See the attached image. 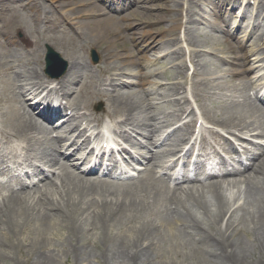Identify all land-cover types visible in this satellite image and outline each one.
<instances>
[{
    "label": "bare ground",
    "instance_id": "6f19581e",
    "mask_svg": "<svg viewBox=\"0 0 264 264\" xmlns=\"http://www.w3.org/2000/svg\"><path fill=\"white\" fill-rule=\"evenodd\" d=\"M91 1H64V7L68 9L63 8L65 10L63 26L71 29V33H68L57 25L51 27L46 23L51 20L52 15L62 13L59 11L60 4L55 5L52 1L49 4L46 0H21L20 4L14 0H0L1 8L15 12L9 18L3 19L5 27L0 28V127L8 126L11 121L16 122L13 128L19 122H23L22 125L28 127L25 122L32 123L36 119L23 105L28 96L25 85L37 87L41 92L45 90L44 87L41 89L45 80L35 69L36 67L32 66L35 60L32 57L33 53L28 50L32 46L31 35L37 39L35 44L46 40L51 42L68 61L69 69L66 74L68 84L88 77L95 80L92 67L83 62L82 57L90 47L102 48L101 55L104 56V62L97 67L104 73V78L98 84L102 89L89 93L85 101L75 107L73 113L88 109L95 99L105 96L107 102L105 118L111 121L113 118L122 120L125 117V120L136 128V135L141 138L144 137L145 130L143 120L149 119V114L153 119L158 113L157 107L149 113L148 99L143 92L135 90L137 86L145 84V80H149V77L172 74V78L170 76L167 80L168 84H165L164 92L159 93L158 98L154 97L157 102L168 106L169 115L166 116L168 121L179 118V112L185 108L180 104V100L186 98L188 101L189 97L175 98L174 95H178L180 89H184L180 86L184 84L178 83L177 79L188 66L191 57L197 58V63L194 65V73L197 75L194 81L202 92H205L198 97L193 91L195 106L199 105L203 114H207L211 100L222 99V97L218 99L216 94L210 91L215 86L211 82L215 70L228 74L235 73L239 79L231 82L236 89L240 87L241 91L246 92L250 86L246 71H239L243 70V67H239V70L231 68V71L227 72V69L221 65L200 59L203 53L197 51L209 46L208 29L215 30L204 18L200 17L188 27V32L191 31L189 47H192L188 53L183 48L176 47L177 37L167 40L162 36L151 37V34H143L138 43V51L145 54L129 60L131 53L126 46H121L124 43L119 42L120 39L126 41L124 30L120 26L122 23L118 24L115 19L104 16L83 21L100 11L98 7L91 5ZM139 1L141 2L137 3L135 0V8L130 14L133 17H139V13L144 15V12L149 11L150 8L160 7L158 4L148 6L146 3L150 0ZM199 1L187 2L189 10L194 12V6L198 5ZM256 1L259 5L264 4V0ZM182 2V0H165L160 8L176 10L183 6ZM191 2L193 9L190 6ZM231 2L235 5H244L245 12L249 10L245 0H231ZM84 6L86 8L82 9ZM164 18L168 19L172 16L164 17L158 14L149 16L150 20L161 21ZM231 18L232 13L226 21L229 34H232ZM246 18L248 17L245 16V21ZM169 22L173 23L174 20ZM198 24H203V27H198ZM252 24L251 26L248 19L247 26H251V32L246 36L252 34L255 29L263 28L264 16H258ZM219 28L217 24V31ZM20 30L22 35L14 38L15 32ZM262 35L264 36V32ZM212 38L215 39L214 44L217 46L215 51L225 50L226 43ZM239 43H243V39L240 38ZM154 49H160L163 53L162 58H158L159 62L165 59L161 67L149 70L146 78L128 71L137 68L143 61L151 62L155 59L157 54L153 55V59L149 58ZM255 49H258V46ZM261 51L263 53V50ZM259 53L260 56L263 55ZM223 63L236 64L229 58H223ZM168 65L172 66L167 67ZM164 68L172 72H164ZM202 71L205 79H198ZM138 77L143 82H140ZM172 79L176 81L170 82ZM16 81L21 84L17 85ZM154 93V91L150 92V94ZM67 95V90L63 91V96ZM36 96L34 92L33 99ZM63 100L67 98L53 97L51 104L57 108V111L61 113L63 111L64 118ZM239 106L240 110L231 106L226 113L212 115L206 120L217 127L231 124L264 129V114L258 107L247 105L246 100L245 104ZM37 108L41 109L39 105ZM194 108L191 101L184 113L188 120L194 117ZM181 119L182 116L179 121ZM68 120L72 118L66 121ZM187 123L188 121L181 124L183 134H188L192 129L193 123L188 125ZM62 126L64 131L71 135L68 142L77 145L80 141L79 135L76 134L78 128L64 120ZM45 133L48 131L40 132L42 135ZM33 139L13 134L5 138L4 146L7 153H12L14 142L23 143L24 151L29 153V166L41 160L50 161L56 156L52 151V144L49 143L44 150L30 148L29 142ZM131 141L134 150L138 151L136 141ZM207 141L208 138L202 135L201 142ZM58 142L60 141L57 139L53 141V143ZM148 146L149 144L141 148L142 152H139L140 154L135 158V161L142 160L147 165V172L144 171L145 174L138 178L140 180L132 181L131 185L117 178V174L121 171L117 162L105 166L102 171L104 175L99 178L77 179L66 171L47 181L42 192H35V186L47 179L44 174L35 171L29 181L16 180L15 185L10 186V189L14 188L13 191L0 202V264H5L6 261L11 264L12 255L24 254V249L25 256L31 264H41L40 251L47 245L51 235L57 240L58 252L67 255L66 258L74 260L75 264H83L82 259H89L91 263L103 259L114 264L117 262L119 264H156L157 262L264 264V146H259L251 154L249 162L255 167L251 166L252 168L248 169L249 173L244 180L226 183L223 179H219L199 185H192V181L187 180L177 184L171 191L168 190L167 184L147 179L156 163L168 157L167 152L151 151ZM3 152L4 150L1 153ZM116 170L120 171L114 174ZM83 172L89 174L91 170L85 169ZM147 194L151 196L146 198ZM241 204H244L243 207ZM216 239H222L224 243L220 244L221 242ZM44 257L48 258L50 255L45 254Z\"/></svg>",
    "mask_w": 264,
    "mask_h": 264
},
{
    "label": "rangeland",
    "instance_id": "374dc122",
    "mask_svg": "<svg viewBox=\"0 0 264 264\" xmlns=\"http://www.w3.org/2000/svg\"><path fill=\"white\" fill-rule=\"evenodd\" d=\"M54 2V1H56V0H46V2H48V3H50V2ZM165 0H150V2L151 3H154V4H152V5H157L158 4V6H163V3H165L164 2ZM183 2H185V1H187V0H182ZM57 3H63L64 1L63 0H57L56 1ZM160 7H154V8H150V10L149 11H146V12H144V15H142V13H139V18H142V19H144V20H148V21H146V22H153L154 20H151L150 21V19H149V16H151V15H153V14H158V15H165V16H167L169 13V11H168V8L166 7H164V8H160ZM131 11V10H130ZM130 11L127 13L128 14V16L129 17H132L133 19H136V20H138L137 18H135V17H137V16H135V17H133V16H131L129 13H130ZM123 13H125V10H122V8H121V10H119L118 11V13H117V15H121V14H123ZM119 18H120V16H119ZM86 21V20H85ZM160 22H164V19H162V21H160ZM119 42H120V44L121 43H124V45H121L122 47H124V46H126L127 47V49H128V46L129 47H132V45H133V43H131L130 41H126V42H124L122 39H120L119 40ZM228 44V43H227ZM50 46V47H52L51 46V43L48 41V43L46 42V43H43V45H42V49H41V52H40V54H38L37 55V61H38V58H40V61H41V59L45 56V53H46V48L44 47V46ZM128 45V46H127ZM53 48V47H52ZM131 49V48H130ZM92 50H95V52L97 53V55L99 56V58H100V53L101 52H103V49L102 48H99V49H91V51ZM87 57H88V54H87ZM89 59V58H88ZM89 62H90V64L91 65H95L93 62H92V60L91 59H89ZM101 62V61H100ZM99 62V63H100ZM99 63H97V64H99ZM68 69V68H67ZM51 237V239L49 240V242L47 243V245L45 246V247H43V249L40 251V253H41V258L39 259V262L41 261V264H75L74 263V260H72V259H69V258H66V256H64L63 254H61V253H59L58 252V246H57V240H56V238H54L52 235L50 236ZM45 239H43V241H44ZM220 244H222V243H224V241H222V239H216ZM219 245V244H218ZM40 250V249H39ZM49 251V252H48ZM24 254H14V255H12V257H13V261L11 262V264H31V262H30V260L29 259H27V257L25 256L26 255V250L24 249V252H23ZM45 254H48V255H50V257H48V258H45L44 256H45ZM7 260H9V258H7ZM110 260H112V259H110ZM82 261H83V264H114L113 262L112 263H110V262H107V260H103V259H100L98 262H96V263H91L90 261H89V259H82ZM155 261V260H154ZM154 261H152V262H154ZM5 264H10V262L8 261H6V263ZM115 264H119V262H117V263H115ZM156 264H167V263H164V262H157Z\"/></svg>",
    "mask_w": 264,
    "mask_h": 264
},
{
    "label": "water",
    "instance_id": "95a60500",
    "mask_svg": "<svg viewBox=\"0 0 264 264\" xmlns=\"http://www.w3.org/2000/svg\"><path fill=\"white\" fill-rule=\"evenodd\" d=\"M50 58H53V59L57 60V59L54 57V55H52V53L49 55V60H50Z\"/></svg>",
    "mask_w": 264,
    "mask_h": 264
}]
</instances>
